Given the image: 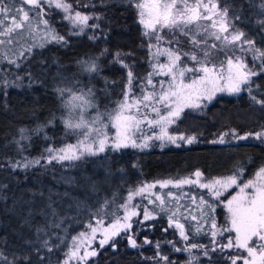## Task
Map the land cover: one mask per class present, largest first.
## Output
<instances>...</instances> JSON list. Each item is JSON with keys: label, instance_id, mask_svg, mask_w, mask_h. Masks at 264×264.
I'll return each mask as SVG.
<instances>
[{"label": "trees", "instance_id": "obj_1", "mask_svg": "<svg viewBox=\"0 0 264 264\" xmlns=\"http://www.w3.org/2000/svg\"><path fill=\"white\" fill-rule=\"evenodd\" d=\"M69 2L85 14L101 15L98 20H89V24H99V28H89L82 35H69V22L62 19L63 13L52 9L45 18L68 43H45L42 48L33 47L25 57H11L19 67L0 61V80L9 82L0 83V164H3L0 167V264H55L66 250L69 238L94 218H100L93 214L106 199L110 205L104 208L103 218L110 220L112 216L107 213H116L129 190L145 182L176 180L196 170L207 178L227 176L241 165L245 168L242 179L247 180L264 165V142L254 136L264 129V107L251 99L255 96L264 100V72H260L253 77L251 94L243 91L236 96L218 95L206 102L205 107L182 113L177 125L185 131V136H196L191 144H154L145 150L111 149L74 162L48 164L41 159L40 164L26 169L10 167L9 158L13 163H23L25 158H40L50 146L61 147L75 139L65 136L61 117L67 115V110L57 88L75 91L91 88L97 107L108 106L127 84L128 70L117 61L116 53L121 54L119 59L137 77L134 88L152 70L146 38L141 34L135 10L126 0H79V6L76 0ZM5 3L17 2L5 0ZM261 3L264 0H221L222 7L226 4L240 15V20L234 22L246 33V38L264 50ZM89 4L92 6L85 7ZM229 15L233 13L230 11ZM93 35L96 39H89ZM184 46L188 47L186 39ZM90 59L95 60L98 71H88L87 65L78 63ZM18 76L22 79L17 80ZM67 98L65 93L64 99ZM50 120L52 124L48 123ZM21 128L28 129L30 135L29 140L21 141L22 152L15 143ZM36 129L42 130L33 131ZM231 129L240 135H253L247 140H235L229 135L224 143L213 142ZM213 215L218 225L225 224L223 205L217 206ZM132 225L129 233L114 238V247L112 242L97 247L98 254L86 264H166L160 256L169 258L167 264H186L190 254L176 252L174 248L209 243L203 234L194 237V229L189 230L187 223L189 240L184 241L162 214L148 221H141L139 216ZM129 234L134 235L139 247H131ZM145 240L150 243H144ZM226 242L227 234L220 240ZM237 254L238 250L231 249L223 254L210 252L209 257H204L201 249H192L191 255L199 258L192 264H227V257Z\"/></svg>", "mask_w": 264, "mask_h": 264}, {"label": "snow or ice", "instance_id": "obj_2", "mask_svg": "<svg viewBox=\"0 0 264 264\" xmlns=\"http://www.w3.org/2000/svg\"><path fill=\"white\" fill-rule=\"evenodd\" d=\"M21 7L9 5L5 0H0V61L10 64H19L11 57H25L33 47H44L45 43L67 44L65 36L60 35L45 18L52 9L59 10L62 19L69 22V35H82L89 28L98 29L99 24H89L91 19H100L101 15H88L76 10L69 0H18ZM103 2V0H102ZM137 15V22L142 26V36L147 40L149 62L151 71L146 74L134 88V75L131 67L119 59L120 53H116L117 61L126 68L127 84L121 92V99L114 102L115 107L99 111L91 88L86 91H75L72 88H57L62 98V106L67 110V115L61 117L64 125L65 136H75V143H65L61 147H48L41 153L40 158L24 159L23 163H13L8 159V164L13 169L17 167L28 168L38 165L41 159L51 164L57 162H74L85 155L95 156L107 149L114 151L123 148H147L149 141L167 140L176 144L177 140L188 144L196 140V136L170 135L168 128L175 124L185 109L198 110L206 106L218 92L230 94L240 93L242 87H246L251 94V82L260 72H264V50L257 48L253 40L246 38V33L239 29L234 21L240 20V15L228 5L221 6V0H126ZM79 6V0H76ZM23 5L31 7L25 10ZM47 6V8L45 7ZM92 5H85V7ZM264 8V3H261ZM233 15L230 16L229 12ZM31 13V15H30ZM264 14V13H262ZM261 23H264L262 21ZM89 39H96L93 35ZM187 40L188 47H184ZM31 41V43H29ZM247 46V47H245ZM237 52L240 54L238 55ZM251 53L253 61H260L259 72L255 70V64L249 66L244 59V54ZM164 62H161V58ZM87 65L88 71H98V65L94 59L78 61ZM160 77L161 79H154ZM22 79L17 77V80ZM30 85L32 78L29 75ZM7 85V80H0ZM14 83V82H13ZM29 85V86H30ZM19 86V85H17ZM65 93L68 98L64 99ZM254 103L264 107V100H258L251 96ZM89 109H95V114H89ZM154 114V115H153ZM52 124L53 121L48 122ZM149 129L159 128V134L142 135L144 126ZM42 129L33 130L38 132ZM114 130V132H112ZM20 138L15 140L18 150L23 151L21 141L29 140V130L19 129ZM111 133V134H110ZM141 134V135H138ZM231 135L235 140H247L252 133L240 135L235 129L219 135L218 141L224 143L225 137ZM255 138L264 142V129L254 134ZM45 139L48 137L45 135ZM139 140V142H138ZM3 167V164H0ZM245 168L237 166L232 174L221 177L207 178L200 170H196L188 177L172 180H157L152 183H144L141 186L130 189L125 202L119 205L124 210L123 216L115 213H107L114 217L112 223L104 226V208L110 205L107 199L97 209L93 216L96 219L95 226L89 222L88 231H80L71 237V244L64 253V260L59 264H86L91 257L98 254L93 247L100 234L99 247L105 245L115 246L114 238L121 234L129 233L132 229V218L138 216L140 205H133L134 197L148 196V204L156 205L160 212L170 211L171 201L166 203L165 197L153 193L151 190L159 185L166 188L172 185L181 188L183 185H198L206 189L209 199L204 195L197 198L191 197L192 203L199 209L196 215H191V221H196L193 235L201 234L209 238L208 244L190 243L184 248H174V251L188 252L189 261H198L199 258L191 255L192 249H201L204 257L209 253L236 249L238 254L227 257V264H264V165H261L250 179L243 180ZM238 189L231 198L222 200L221 197L229 189ZM172 197V193L166 194ZM178 199V198H175ZM223 205L226 209V221L218 225L215 216L217 206ZM177 205V209H179ZM153 211L147 206L143 207V220H152ZM55 215V212L53 213ZM183 218L188 222L189 217L178 216L172 212L168 217L169 227L179 231V236L189 240L185 230ZM142 223V222H138ZM205 225H208L205 230ZM191 230V225H189ZM40 229H37L39 232ZM167 231V229H165ZM227 234V242L220 240ZM128 243L133 248L137 244L134 235H127ZM144 243H150L145 240ZM168 243H171L169 241ZM43 245L46 247L48 241ZM59 245H57L58 247ZM159 243L156 248L159 249ZM81 250L82 253H81ZM246 253V254H245ZM2 256V252H0ZM159 256V252H157ZM4 259H7L4 257ZM27 259V257H25ZM166 264L167 256H160Z\"/></svg>", "mask_w": 264, "mask_h": 264}, {"label": "rangeland", "instance_id": "obj_3", "mask_svg": "<svg viewBox=\"0 0 264 264\" xmlns=\"http://www.w3.org/2000/svg\"><path fill=\"white\" fill-rule=\"evenodd\" d=\"M16 2L17 3H13L12 5H15V7H21V5L18 2V0H16ZM23 7L25 8L26 5H23ZM25 10H27V9L25 8ZM136 21H137V15H136ZM138 25H139L140 30L142 32V26L139 23H138ZM29 43H31V41H29ZM245 47H247V46H245ZM185 48H187V47H185ZM237 54L239 55L240 53H237ZM244 59L246 60V62L249 64L250 67L253 66V64H255V70L256 71L259 70L260 61L259 60L253 61L251 53L244 54ZM161 62H164V58L163 57L161 58ZM154 79L158 80V79H161V78L160 77H154ZM252 85H253V79H252V82H251V89H252ZM125 87L126 86L123 87V90L125 89ZM243 91H246V92L249 93V91L247 90L246 87H242V91L241 92H243ZM240 93L230 94L228 92H218L215 96H218V95L236 96V95H238ZM119 99H121V95L116 97L115 100L112 101V103H110L111 105L109 104L108 106H102V107L98 106L99 111L103 112L106 109H111V108L115 107L114 102L119 100ZM105 104H106V102H105ZM186 110H188V109H185L184 111H186ZM88 111H89V114L94 115L96 110L95 109H89ZM177 122H178V120L176 121L175 124H172V125L169 126L168 132H169L170 135H177V136L180 135V134L184 135L185 131L180 126L177 125ZM112 132H114V130H112ZM153 132H155L156 134H159V128L149 129L145 125L143 127V130H142V135H153ZM138 135H141V134H138ZM75 142H76V137H75V139L72 142H69V143H75ZM138 142H139V140H138ZM182 142L186 143L185 141L177 140L176 144H173V143H170L167 140L161 141V140L153 139L152 141H149V147L154 145V144H157V145H160V146H164V145H167V144L177 145V144H180ZM149 147H147V148H149ZM130 148H132V147H130ZM147 148H143V149L135 148V149L145 150ZM107 150H111V149L109 148ZM86 156H91V155H85L84 157H86ZM45 162H46V160H45ZM145 183H152V182H145ZM141 185H139V186H141ZM139 186H137V187H139ZM137 187H135V188H137ZM135 188H133V189H135ZM151 191L153 193L157 194V195L165 197L166 203L169 200L171 201V204L169 205L170 211H168V212H160L159 209H158V204H159L158 201L156 202V205L148 204V196H147V194L145 196H143V197L137 196V197H134V199H133V201L131 203L133 205H140L141 206L140 208L137 209V211L140 214L138 216H136V217H133L132 221L135 218L139 217V216H140L141 221H144L143 220V207L147 206L150 210H154L153 211V217H156L157 215L162 214V215L166 216L167 219H168L169 215H171L172 212H177L178 216H187V217H189L187 224L191 225V227L193 229H195L197 222L196 221H191L190 216L191 215H196L198 213L199 209L197 208L196 204L192 203L191 197L195 196L197 198V203L199 201V196L200 195H204L205 199H209V197L207 195V190L199 188L198 185H183L181 188H176V187H173L172 185H169L166 188H161L159 185H157L156 188L152 189ZM236 191H238V189L233 187V188L229 189L227 192H225L224 195L221 198H224V200L226 201V199L231 198V195H235ZM169 192L172 193V197L166 196V194L169 193ZM127 196H128V193H127L124 201L121 204H123L125 202ZM175 198H178V199H175ZM177 205L180 206L179 209H177ZM225 211H226V209H225ZM115 215L123 216L124 215V210L122 208L118 207ZM96 219H99V218H94L93 221L91 222L94 226L96 224ZM113 219H114V217H112L110 220H106L105 218H103L104 226L107 227V225L112 223ZM180 222L186 224V222H185V220L183 218H180ZM87 225H88V223L85 225L84 229L81 230V231H88ZM204 227L208 228V225H205ZM79 232H77V233H79ZM77 233H75L72 236L77 235ZM71 237L68 240L67 247L70 246V244H71ZM99 238H100V234L97 235V241L93 244V247H95L96 249H97V247H99V243H98ZM67 247H66V250L64 251V253L67 251ZM82 251L83 250H81V253H82ZM64 253H63L62 257L55 264H59V262H62L64 260V258H65L64 257Z\"/></svg>", "mask_w": 264, "mask_h": 264}]
</instances>
